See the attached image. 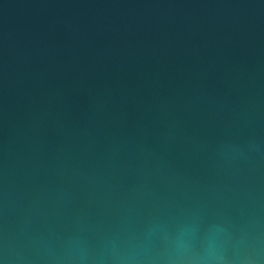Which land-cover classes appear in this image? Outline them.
<instances>
[{
	"label": "water",
	"instance_id": "water-1",
	"mask_svg": "<svg viewBox=\"0 0 264 264\" xmlns=\"http://www.w3.org/2000/svg\"><path fill=\"white\" fill-rule=\"evenodd\" d=\"M0 264H264V0H0Z\"/></svg>",
	"mask_w": 264,
	"mask_h": 264
}]
</instances>
